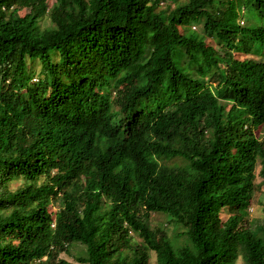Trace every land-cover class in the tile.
<instances>
[{"label": "trees", "instance_id": "trees-1", "mask_svg": "<svg viewBox=\"0 0 264 264\" xmlns=\"http://www.w3.org/2000/svg\"><path fill=\"white\" fill-rule=\"evenodd\" d=\"M262 20L264 0H0V264L75 245L79 264H264Z\"/></svg>", "mask_w": 264, "mask_h": 264}, {"label": "rangeland", "instance_id": "rangeland-1", "mask_svg": "<svg viewBox=\"0 0 264 264\" xmlns=\"http://www.w3.org/2000/svg\"><path fill=\"white\" fill-rule=\"evenodd\" d=\"M188 0H180V3L183 2H187ZM171 9H174L176 7V4L173 2H169ZM22 14H24V12H22ZM245 18L244 19V24L241 23V25L243 26H247L249 21L250 25L253 26L255 24V15L253 12L251 11H247V13L245 14ZM260 25H264V20L259 22ZM51 25L50 19L48 17H45L43 20H41L40 22V26L42 29H45L47 27H49ZM203 26H204V21H202L201 23L198 24H193L192 26V30L199 33V35H202L203 33ZM184 30L187 31V34L190 33V29H181L182 32H184ZM207 44L213 48L217 47V43L216 41H214L213 39L209 38L206 40ZM236 59H244L245 57L242 56H238L235 55ZM253 58L255 60L258 61H264V45L262 46V50H261V54L259 56H253ZM58 59V58H56ZM222 67H225L224 65H222ZM194 68V64L193 63H188L187 65H184V67H182L184 72H189L191 70H193ZM33 71H34V78L33 81L38 80L41 76H39V72L41 70V64L40 63H36L33 67H32ZM200 79V77H198ZM213 87L216 85L215 82H213ZM258 131L259 132L258 134ZM256 133L258 134V136H263V128H260L259 130L256 129ZM260 169V166H257V170H256V174H255V182L256 184H258L261 179L258 176V171ZM19 183H14L13 186L16 187L18 186ZM263 216H264V188H262L261 190L257 191L256 194V198L249 210V220L250 222H254V223H261L263 220ZM222 217L223 218H227L228 217V213L227 211H223L222 212ZM150 224L152 227L158 226V225H163L166 226L168 229V233L170 235L171 238V242L173 244L174 247H181V246H186V245H190L189 244V240L187 238V235H181L180 237L177 236L179 233H185L187 231L186 228H184L183 226H177L176 224L171 223L170 218H168L167 215L162 214V213H156V214H152L151 216V220H150ZM136 241H140L138 238L135 239ZM85 252V247L81 246V245H75L72 250H71V255H66L63 254L61 257L62 259L68 261L71 264H79L76 262V258L80 255H82ZM151 258H150V264H157L156 263V254L155 252H151L150 253ZM236 264H245L242 256H240L236 262Z\"/></svg>", "mask_w": 264, "mask_h": 264}, {"label": "built area", "instance_id": "built-area-1", "mask_svg": "<svg viewBox=\"0 0 264 264\" xmlns=\"http://www.w3.org/2000/svg\"><path fill=\"white\" fill-rule=\"evenodd\" d=\"M241 23L243 24L244 22L242 21Z\"/></svg>", "mask_w": 264, "mask_h": 264}]
</instances>
